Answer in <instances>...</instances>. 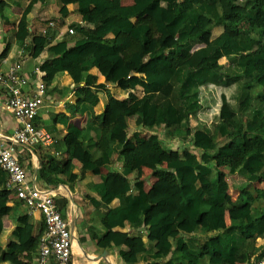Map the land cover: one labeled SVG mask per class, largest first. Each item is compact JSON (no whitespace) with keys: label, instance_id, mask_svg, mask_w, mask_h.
Listing matches in <instances>:
<instances>
[{"label":"trees","instance_id":"trees-1","mask_svg":"<svg viewBox=\"0 0 264 264\" xmlns=\"http://www.w3.org/2000/svg\"><path fill=\"white\" fill-rule=\"evenodd\" d=\"M44 1L32 0L26 8L19 39L30 35L28 14ZM58 1L62 19L72 4L82 22L70 24L77 36L73 43L65 39L48 46L46 71L49 77L60 72L72 76L80 97L72 110L87 112L90 120L85 129L69 128L68 158L61 162L48 157L47 162L42 159L44 166L63 175V181L71 178L74 159L83 170L99 174L101 166L112 163L113 145L119 142L124 169L102 175V182L94 185L102 196L121 200L105 221L123 224L128 219L140 226L149 222L147 238L154 245L148 247L141 235L128 233L101 244L126 245L125 259L136 255L149 264L249 263L257 236L264 234V207L254 208L249 199L255 193L264 200V191L243 188L232 200L229 176L240 174L249 182L264 178V0ZM215 27L224 29L214 37ZM40 52L34 49L33 55ZM225 57L239 72L225 71L219 62ZM106 61V83L124 90L140 88L143 95L131 91L122 99L109 93L104 111L97 115L106 83H98L94 70ZM129 61L136 63L138 74L131 73ZM225 105L230 106L228 114L221 113ZM129 117L140 131L129 134ZM161 126L180 139V146H168L158 133H142ZM144 168L161 182L159 189L144 190ZM6 180L0 166V238L4 219L14 209ZM32 227L25 213L15 240L6 248L0 242L1 260L32 264L45 231L33 235L28 233ZM199 229L217 232L201 244L172 236L174 231Z\"/></svg>","mask_w":264,"mask_h":264},{"label":"crops","instance_id":"crops-1","mask_svg":"<svg viewBox=\"0 0 264 264\" xmlns=\"http://www.w3.org/2000/svg\"><path fill=\"white\" fill-rule=\"evenodd\" d=\"M124 1L125 3L129 2V0ZM31 2L32 0H0V70L5 72L9 66L21 62L23 72L29 76V84L24 87V90L31 94L36 92L39 80L45 79L47 83L44 103L37 117V125L49 131L54 138V142L50 145L17 146L19 160L25 169L26 183L31 188L37 187L43 191L54 193L61 214L69 223L74 224V231L71 229L72 233L75 234L74 236H76H73L74 264H149L143 258L137 260L136 255L127 256V259H125L122 255L126 253V250H129L126 245L104 246L101 244V241L111 242L121 233H128L132 236L141 235L148 247L154 245V242L148 241L147 238L150 228L149 222H145L140 226V224H134L128 219L123 224H109L105 221L110 210L120 205L121 200L115 197L102 196L94 188V185L102 182V175L124 169L125 161L120 156L122 146L119 142H115L113 145L112 163L101 166L99 174L91 170H83L82 163L74 159L75 167L71 178L63 181L62 179L65 178L63 175L51 172L44 166L42 159L47 162L48 157H53L61 162L65 161L69 155L68 145L66 144V135L69 128L85 129L90 120L87 112L79 113L72 110L80 98L77 92L79 85L74 82L72 76L68 72H60L53 77H49L45 67V63L51 59L48 46L62 42L65 39L73 43L77 36L74 35L75 33L71 34L68 29L74 28L70 25L71 23L82 22V18L78 14L77 18L67 21L71 12L75 13L76 11L72 4L68 5L71 11L70 14L62 19L58 0L37 2L28 14L30 35L25 39H19L17 37L19 25L26 8ZM63 21L65 23L62 25ZM50 22L55 24L51 26ZM84 25L92 27V25ZM44 29L47 30L46 33L43 31ZM45 40L49 41L48 45L45 44ZM38 48L41 51L40 55L34 56L33 50ZM6 49L8 51L4 55ZM127 65L132 74H138L136 63L129 61ZM109 67L110 63L106 61L100 69L94 70L98 74V83H106V74ZM81 85L83 86L84 83ZM131 91L139 97L143 95L140 88L124 90L116 84L106 83V89L101 90L99 93L100 102L95 107V113L100 115L104 111L109 93L123 99L127 98ZM6 95L5 86L0 84V136L12 134L18 126L13 112L6 105ZM102 97H104V104ZM128 123L130 125L129 134L140 131V126L135 124L134 117H129ZM142 133L144 135L158 133L168 146L171 145L166 140L171 141L176 138V136L167 135L162 126L144 129ZM192 152L197 151L192 149ZM152 176L151 171L144 168L143 179L145 180L144 190L146 192L159 189L162 186L161 182L154 176L155 179L152 180ZM229 181L231 185L229 194L232 200L237 198L243 188L256 190L259 193L264 191V178L249 182L245 176L235 174L229 176ZM133 187H136L135 184H133ZM137 192L138 189L134 188V193ZM249 200L253 203L254 208L264 207V200L255 198V193ZM9 203L14 205V209L4 219V230L0 238L4 248L11 240H15L14 231L20 218L25 213L29 214L30 222L33 225L32 228L28 229V233L38 235L41 230L45 229L44 218L39 211L30 213L25 204L15 196L11 197ZM216 232H205L201 229L192 233L174 231L172 236L182 235L186 242L193 240L197 244H201ZM253 233L258 235L257 229L254 228ZM184 248H187V244ZM37 253L38 251L32 254V264H36ZM263 253L264 234L257 236V243L252 256L260 258ZM173 254L177 255L178 252H173ZM0 264L11 263L0 259Z\"/></svg>","mask_w":264,"mask_h":264},{"label":"built area","instance_id":"built-area-1","mask_svg":"<svg viewBox=\"0 0 264 264\" xmlns=\"http://www.w3.org/2000/svg\"><path fill=\"white\" fill-rule=\"evenodd\" d=\"M55 23L50 22L53 26ZM47 32L46 29L43 30ZM71 34L74 28H69ZM0 84L6 88V105L13 112L18 126L12 134L0 136V166L7 172L6 188L11 196L20 199L30 213L39 211L45 221V231L40 237L36 264H74V239L70 223L63 217L54 193L40 188H31L25 180V169L19 160L17 146L29 147L36 144L50 145L52 134L37 125V116L44 103L47 89L45 79L37 83L34 94L24 90L29 84V76L23 72L21 62H17L4 72L0 70ZM250 264H264V258L254 255Z\"/></svg>","mask_w":264,"mask_h":264},{"label":"rangeland","instance_id":"rangeland-1","mask_svg":"<svg viewBox=\"0 0 264 264\" xmlns=\"http://www.w3.org/2000/svg\"><path fill=\"white\" fill-rule=\"evenodd\" d=\"M78 12L77 11H75V13L74 12H71V15H70V17L68 18V20L67 21H70L71 19H73V18H77V16H78ZM224 28L223 27H215L214 29H213V36L215 37L216 35H218V34H220L221 32H222V30H223ZM221 64H223L224 65V69H225V71H228V72H230V73H237V72H239V68H237V66H236V64H235V62L234 61H232L231 59H228V58H222L220 61H219ZM221 90V89H220ZM195 93H193L192 95H191V97H190V99H194L195 98ZM102 102H103V104L105 103L104 102V97H102ZM101 107V106H100ZM231 110H230V106L229 105H225L224 107H223V111H221V113H225V114H228L229 112H230ZM218 112H220V109H218ZM203 118H205L204 116H202ZM191 122H192V125L193 126H195L196 125V123H197V121L195 120V119H192L191 120ZM170 139H172V138H170ZM168 140V139H167ZM166 140V142L167 143H169L171 146H173V147H178V146H180V144H181V141H180V139H178L177 137L176 138H173L171 141H167ZM151 174H152V172H151ZM150 175V174H149ZM151 179L152 180H154L155 178L152 176L151 177ZM231 192V191H230ZM200 241V240H199Z\"/></svg>","mask_w":264,"mask_h":264},{"label":"water","instance_id":"water-1","mask_svg":"<svg viewBox=\"0 0 264 264\" xmlns=\"http://www.w3.org/2000/svg\"><path fill=\"white\" fill-rule=\"evenodd\" d=\"M70 227H71V229L74 231V229H75V227H74V224L73 223H70ZM75 234L73 233V236H74ZM74 237H76V236H74Z\"/></svg>","mask_w":264,"mask_h":264}]
</instances>
